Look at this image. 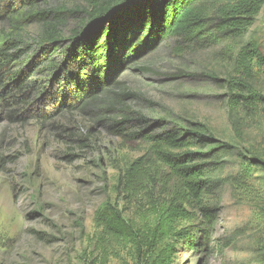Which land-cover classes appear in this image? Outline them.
I'll return each mask as SVG.
<instances>
[{
    "label": "rangeland",
    "instance_id": "374dc122",
    "mask_svg": "<svg viewBox=\"0 0 264 264\" xmlns=\"http://www.w3.org/2000/svg\"><path fill=\"white\" fill-rule=\"evenodd\" d=\"M116 1L0 0V39L11 38L23 50L19 55L26 54L11 60L4 72L25 69L24 81L39 88L46 69L28 63L38 60L42 36L54 33L65 40L89 24L95 7ZM250 42L264 56V5L241 40L201 45L165 40L128 65L118 79L121 88L86 111L35 104L29 112H15L20 108L1 101L0 264H264V167L253 172L240 197L225 181L239 175L242 161L264 159V121L248 129L240 142L227 116L225 81L239 49ZM254 73L264 91V67L255 66ZM114 94L130 98L117 104ZM109 106L114 113H107ZM37 109L46 110L47 118H35ZM123 115L185 129L195 125L229 147L227 155H219L203 198L210 220L199 212L161 243L143 241L146 226L135 217V205L116 193L120 170L143 159L150 175L157 176L158 189L168 172L155 159L151 143L109 132V125ZM106 206L123 211L138 235L135 241L118 247L109 238L101 244L97 215ZM166 244L172 246L168 255L163 254Z\"/></svg>",
    "mask_w": 264,
    "mask_h": 264
},
{
    "label": "trees",
    "instance_id": "16d2710c",
    "mask_svg": "<svg viewBox=\"0 0 264 264\" xmlns=\"http://www.w3.org/2000/svg\"><path fill=\"white\" fill-rule=\"evenodd\" d=\"M218 1L118 0L95 7L89 24L72 32L67 39L54 33L42 36L38 60L28 63L46 69L45 81L39 88L24 81L25 69L13 74L4 72L11 60L19 61L26 54L19 55L23 50L11 38L0 39V102L6 103L7 99L8 106L20 108L15 112L34 109L35 104L44 108L52 105L54 111H86L113 93L112 89L121 88L118 79L128 65L165 40L178 38L187 45L241 40L264 5V0H226L215 7ZM255 66L264 67V56L250 42L239 49L233 72L225 81L227 116L240 142L246 140L248 129L264 121V91L256 84ZM39 96L47 98L37 100ZM113 96L117 104L130 98V94ZM43 109H37L35 118H47ZM114 111L113 106L107 109V113ZM108 130L126 141L151 143L155 159L168 172L158 189L157 176L150 175L143 159L120 170L116 193L127 205H135V217L140 225L146 226L143 232L148 238L143 241L149 239L153 246L161 243L166 235L176 234L181 225L194 221L199 212L210 220L211 211L203 204V198L220 164L219 155H227L229 147L219 145L212 135L201 133L195 125L188 129L172 127L162 120L149 121L143 116L131 119L123 115ZM242 162L239 175L225 179L239 197L253 172L264 167L260 156ZM97 222L102 227V245L112 238L120 247L138 236L116 206L101 210ZM150 248L146 246L147 250ZM171 248L166 244L163 254L168 255Z\"/></svg>",
    "mask_w": 264,
    "mask_h": 264
}]
</instances>
